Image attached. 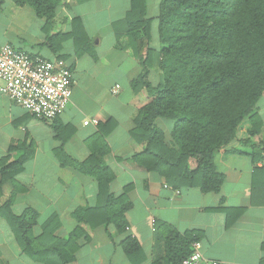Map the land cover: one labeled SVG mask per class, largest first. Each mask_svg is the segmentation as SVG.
<instances>
[{"label": "crops", "instance_id": "1", "mask_svg": "<svg viewBox=\"0 0 264 264\" xmlns=\"http://www.w3.org/2000/svg\"><path fill=\"white\" fill-rule=\"evenodd\" d=\"M132 0H56V11L50 24L28 5L17 6L12 0H0V43L25 51L31 58L62 61L72 72L70 102L62 115L40 121L0 92V159L19 163L16 174L18 192L4 185L0 206L11 200V210L20 215L26 207L38 212L35 235L51 214L58 215L64 229L71 231L77 222L72 212L78 207L97 204L98 185L94 177L61 163L56 150L83 162L92 151L107 152L102 160L113 180L109 192L119 195L127 189L131 203L126 213L128 227L119 234L109 225L94 229L81 225L84 236L70 264H131L119 243L125 234L139 242L144 259L151 264L160 252V242L153 239L154 223L165 222L178 232L198 233L203 260L221 264H264V174L239 144L247 136L242 125L235 141L215 154L217 171L223 175L218 193L196 188L174 190L163 177L137 165L131 157L143 145L133 141L143 94L135 93L130 83L141 67L127 46L119 23L130 9ZM153 0L147 2V16ZM159 3L158 0H154ZM78 20L95 52L77 54L73 29ZM149 73V81L151 75ZM116 91V93L112 91ZM264 97L257 111L264 120ZM98 119L96 125L84 121ZM160 119L156 125L170 141L169 124ZM16 147L9 151V148ZM62 157V156H61ZM0 264H43L31 260L21 251L15 236L0 217Z\"/></svg>", "mask_w": 264, "mask_h": 264}, {"label": "trees", "instance_id": "2", "mask_svg": "<svg viewBox=\"0 0 264 264\" xmlns=\"http://www.w3.org/2000/svg\"><path fill=\"white\" fill-rule=\"evenodd\" d=\"M17 6L28 5L48 26L56 11V0H12ZM73 36L77 54L95 57L81 23ZM154 21L160 46H152ZM127 46L138 61L141 72L131 83L135 93L143 94L133 141L143 145L131 159L147 171L163 177L174 190L196 188L218 193L223 175L217 171L215 154L237 140L246 125L247 136L238 140L249 149L257 173L264 174V120L257 103L264 97V0H160L158 16H147L146 0H132L119 23ZM156 72L157 83L149 81ZM169 124L170 141H166L156 121ZM11 146L9 151L15 150ZM107 148L92 151L83 162L56 150L61 163L95 178L98 185L97 204L78 207L72 212L77 225L66 231L57 214H51L35 235L38 212L26 207L20 215L11 210V200L0 206V217L11 228L21 249L31 260L43 264H70L79 249L78 240L88 236L81 225L94 229L111 225L124 234L128 227L126 213L131 207L127 189L119 195L109 192L113 175L102 160ZM62 156V157H61ZM0 159V200L4 185L13 192L21 190L15 178L19 163ZM264 185V182H263ZM153 239L161 243L151 264H181L191 252V243L199 241L198 233L178 232L173 226L157 221ZM131 264L144 259L142 248L134 236L125 234L119 243Z\"/></svg>", "mask_w": 264, "mask_h": 264}, {"label": "built area", "instance_id": "3", "mask_svg": "<svg viewBox=\"0 0 264 264\" xmlns=\"http://www.w3.org/2000/svg\"><path fill=\"white\" fill-rule=\"evenodd\" d=\"M72 84V72L64 62L31 58L25 51L0 43V92L35 119L50 122L62 115L70 102ZM89 123L96 125L98 119L83 122ZM202 260L201 242L194 241L181 264H199Z\"/></svg>", "mask_w": 264, "mask_h": 264}, {"label": "rangeland", "instance_id": "4", "mask_svg": "<svg viewBox=\"0 0 264 264\" xmlns=\"http://www.w3.org/2000/svg\"><path fill=\"white\" fill-rule=\"evenodd\" d=\"M157 1V0H156ZM160 0H158L159 2ZM149 6H150V11H149V15L148 17H151V18H156V16H158V6H159V3H155V1L153 0L151 3H149ZM154 29H153V39H152V46L154 47H159L160 46V42H159V37H158V34H157V30H156V21H154ZM159 80V77H158V74L156 72H153V74L151 75V81L153 83H157ZM262 113L264 115V108L262 109ZM163 120L160 119V122L161 123Z\"/></svg>", "mask_w": 264, "mask_h": 264}]
</instances>
